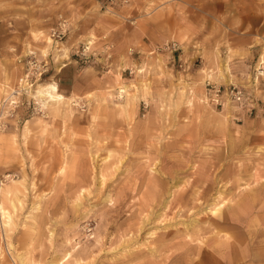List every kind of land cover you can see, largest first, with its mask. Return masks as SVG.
Returning a JSON list of instances; mask_svg holds the SVG:
<instances>
[{
  "label": "rangeland",
  "instance_id": "obj_1",
  "mask_svg": "<svg viewBox=\"0 0 264 264\" xmlns=\"http://www.w3.org/2000/svg\"><path fill=\"white\" fill-rule=\"evenodd\" d=\"M32 51L0 264H264V0H0V101Z\"/></svg>",
  "mask_w": 264,
  "mask_h": 264
},
{
  "label": "built area",
  "instance_id": "obj_2",
  "mask_svg": "<svg viewBox=\"0 0 264 264\" xmlns=\"http://www.w3.org/2000/svg\"><path fill=\"white\" fill-rule=\"evenodd\" d=\"M66 21L61 18L58 24V28L53 30L52 36L56 38H61L63 36L64 27L66 26ZM32 57L30 59V65L27 70L22 74L19 80L18 87L8 93L0 101V128L5 125L6 117L14 115L17 108L22 104L23 97H29L33 99V103H36L33 91L36 81L46 72V64L37 62L35 59L36 55L32 51L29 53ZM254 75L257 78L264 77V60H260L254 67ZM212 95L214 96L218 104L223 103V97H229L233 101H242L245 96L243 89L236 85H230L229 87H224L222 90L220 86L214 87L212 90ZM5 177H0V185L3 184Z\"/></svg>",
  "mask_w": 264,
  "mask_h": 264
},
{
  "label": "bare ground",
  "instance_id": "obj_3",
  "mask_svg": "<svg viewBox=\"0 0 264 264\" xmlns=\"http://www.w3.org/2000/svg\"><path fill=\"white\" fill-rule=\"evenodd\" d=\"M91 42V41H90ZM56 47V46H55ZM45 49V48H44ZM62 51V49H61ZM46 52V51H45ZM65 53V52H64ZM58 54V53H57ZM61 54V53H60ZM58 62V61H57ZM136 88V87H135ZM37 89V88H36ZM123 89V88H122ZM38 91V95H42V96H47L49 97V100L50 101H53V102H57V101H60L62 99H64V95L61 94L59 92V88H58V84L56 82H51V83H40L39 84V88L36 90ZM35 91V92H36ZM118 94V93H117ZM36 95V94H35ZM128 95H130V93H128ZM37 97V95H36ZM38 98H41V97H38ZM48 100V99H47ZM45 101V100H44ZM63 101V100H62ZM51 103V102H50ZM44 105V104H43ZM45 105H48L45 104ZM51 105V104H50ZM54 105V104H53ZM0 191L2 192V197H3V203L4 201H7V200H10L11 198V193H12V188L10 185L8 184H5L4 187H1L0 188ZM1 195V194H0ZM11 201V200H10ZM1 202V201H0ZM12 202V201H11ZM3 203H0V220H1V223L2 225H6V226H9L10 225V222H11V214L9 212V210L3 205ZM218 209L214 208L212 209V211H216ZM216 217V216H215ZM220 219V218H219ZM3 225V226H4ZM220 229V228H219ZM227 234V233H226ZM259 253V252H258ZM264 254V253H263ZM262 257V255H261ZM264 257V256H263ZM261 260V259H260ZM61 261H58L56 264H60ZM7 264V263H6Z\"/></svg>",
  "mask_w": 264,
  "mask_h": 264
},
{
  "label": "crops",
  "instance_id": "obj_4",
  "mask_svg": "<svg viewBox=\"0 0 264 264\" xmlns=\"http://www.w3.org/2000/svg\"><path fill=\"white\" fill-rule=\"evenodd\" d=\"M47 15H48V13L45 14V16H47ZM46 19H48V18L46 17ZM64 78H67V76H63V78H62V82L65 81ZM75 83H77V82H75ZM75 83H72V86H73V87H74L75 85H77V84H75ZM87 87H88V86H85L84 89H86ZM89 88H90V87H89ZM81 90H82V89L79 88V87L76 89V91H81ZM74 91H75V90H74Z\"/></svg>",
  "mask_w": 264,
  "mask_h": 264
}]
</instances>
